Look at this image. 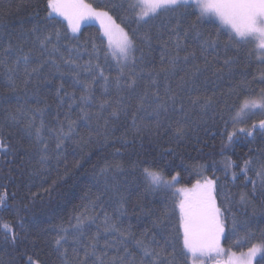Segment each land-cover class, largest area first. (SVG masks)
Instances as JSON below:
<instances>
[{"label":"trees","instance_id":"16d2710c","mask_svg":"<svg viewBox=\"0 0 264 264\" xmlns=\"http://www.w3.org/2000/svg\"><path fill=\"white\" fill-rule=\"evenodd\" d=\"M85 2L108 11L133 38L135 62L123 66L121 83L131 75L136 79L134 89H116L114 80L122 64L113 58L97 24L81 25L73 34L66 21L49 16L48 0H0V192L8 194L6 206H0V221L11 223L16 234L13 243L0 231V264H28L29 257L33 264H78L83 244L97 235V252H107L106 264H111L113 256L125 253L123 246L119 252L116 247L105 248L106 241L116 239L104 231L105 215L125 233L130 264L144 259L137 241L151 249L164 248L168 256L179 227L183 193L178 189H190L204 178L215 181L216 204L224 213L226 234L220 245L241 254L260 244L264 187L256 173L264 166V134L257 129L247 136L240 129H251L264 113L236 115L238 98L264 89L260 52L252 43H230L229 30L212 18L198 23L195 31L190 25L196 15L161 14L138 25L126 10L130 0ZM114 4L124 8H111ZM178 20L180 56L194 52L195 58L181 60L166 73L162 69L170 68L168 57L177 50L172 30ZM145 35L150 39L145 41ZM48 36L51 42L42 45ZM204 40H215L216 45L202 51ZM9 47L10 53H5ZM25 55L27 65L22 60L15 63ZM101 69L112 82L107 92ZM83 84L90 86L94 98L85 108L87 119L79 99ZM155 92L161 102L175 95L187 116L173 111L168 101V112L161 110L157 117ZM194 99H198L195 105ZM208 99L211 106L202 109ZM105 100L111 107L101 110ZM69 121L74 122V133L57 148L60 126L67 132ZM177 127L184 132L179 139ZM230 133H235L231 141ZM246 161L250 163L245 172ZM144 168L162 171L165 180L178 173L177 182L171 189L150 187ZM77 216L84 217L83 244H74L69 235L61 249H67L66 257L61 258L55 239L62 228L72 231ZM21 218L23 229L18 226ZM181 246L178 241L174 264H183ZM262 262L264 253L254 264Z\"/></svg>","mask_w":264,"mask_h":264},{"label":"snow or ice","instance_id":"6c2138e0","mask_svg":"<svg viewBox=\"0 0 264 264\" xmlns=\"http://www.w3.org/2000/svg\"><path fill=\"white\" fill-rule=\"evenodd\" d=\"M49 16L53 14L62 17L64 21H67V26L73 34L80 31L81 22L86 19H97L101 22L104 35L108 38L109 45L113 43L114 37L118 36L119 39L116 41V49L113 50L112 56L117 59L118 63H122L120 73L115 77L114 84L116 89L119 91L122 87L128 89H134L136 86V79L129 76V79L123 84L121 83L122 77L124 76L123 66H126L127 62L131 60L135 62L133 56L135 49V42L132 37L115 22L113 17L109 15L108 11L103 10L101 7H93L92 4L86 3L85 0H48L47 4ZM111 8H124V4L111 5ZM189 9L194 11L189 12ZM127 11H130L135 16V22L140 24H147L149 20L155 19L161 14H174L177 17L183 18L187 15H196V21L190 25L192 30H196L197 24L202 23L206 18L215 17L220 23L227 27L229 30V42L240 45L257 42V47L260 49L261 62H264V0H130L127 3ZM179 20L177 25L173 28V32L176 35V52L174 55L168 57L169 69H162L166 73L174 71L181 60L187 63L189 58H195V53H187L183 57L180 56V33ZM136 30H133L135 35ZM188 35L187 31L184 33ZM196 35L200 33L197 31ZM57 40H59L60 33H56ZM150 37L145 35L144 40H149ZM47 42H51V37H45L44 41H41L43 45ZM216 45L215 40H204L201 42L202 51L208 47H214ZM95 50V45H93ZM55 51V49H54ZM5 53H10V47L5 49ZM23 61L25 65L29 63V57L27 55L18 58L15 63L19 64ZM163 60V56H162ZM55 63V61H53ZM229 61H225L228 64ZM79 67V66H77ZM97 69H100V65H96ZM33 72L38 69H32ZM27 73V68H26ZM30 74V73H29ZM99 76L104 80V90L108 91L110 84L109 77L104 76L103 70L99 71ZM75 83H82L79 80L74 81ZM11 83V82H10ZM155 84V79L152 80ZM63 87V85H61ZM83 93L80 96L81 112L84 113L85 119L88 118V113L85 111L86 107L91 106L94 103V98L91 95L90 86L83 84ZM59 95V91L57 92ZM67 95V94H66ZM145 96L147 93L144 94ZM153 95L156 97V108L154 109L155 115L159 117L161 110L165 113L169 110V103L173 111H178L187 116L184 111L183 103L176 104V96L171 95L168 97V101H160L159 93L155 92ZM144 97L141 99L143 100ZM239 103L237 107V116L246 114L252 110H259L264 113V89H261L259 94L244 93L242 98H238ZM198 99L192 100V104L195 105ZM119 103V102H118ZM212 101L206 100L202 109H206L211 106ZM106 107H111L107 100L100 103V109L103 110ZM142 107V104H141ZM111 115L115 117L117 110L113 109ZM235 122V118H234ZM72 121L68 123L67 132L64 131L63 124L60 126V132L57 136V148L60 147V142L63 139H70L74 133ZM135 123V117L133 118ZM43 127V125H41ZM257 129L264 134V119L259 120L258 124L253 123L251 129L241 128L240 132L246 133L247 136H252ZM41 129H36L37 138H40ZM183 128L177 127L176 135L177 138L183 137ZM235 133H230L228 140L231 141ZM3 145L0 144V147ZM47 146L45 145V148ZM46 157H42L44 159ZM249 161L245 162V169L248 170ZM102 171H104L102 169ZM144 179L149 183L150 187L171 189L177 182L178 173L172 176L169 180H165L162 171L152 168H144ZM257 176L262 178V187H264V166L257 171ZM235 175V174H234ZM255 191V188L253 189ZM179 192L183 193V199L179 202V227L176 236L172 239L170 247L172 249L168 256H165L166 249L160 248L151 249L143 244L142 241H137L139 247L143 250V257L141 264H174L177 256V242H181L182 246L179 248V256L183 260V264H204L205 259H214L212 253L219 256L223 249L220 247V240L225 237V218L224 213L221 211L216 204V186L215 181L204 178L203 182L197 180V182L190 189H178ZM7 192H0V206H6ZM246 197L244 194L241 195V201H245ZM76 224L73 226L72 231L69 232L67 229H61L62 234L58 235L55 239L56 251L61 258L66 257L67 249L63 251V245L68 242L69 235L73 238L74 244H83L84 217H75ZM18 226L23 229L25 227L23 219L21 218ZM0 231L3 232L4 239H12L13 243L16 240V234L14 227L8 221H0ZM104 231L105 233L113 235L116 239L112 242L106 241L105 248L116 247L117 252L120 251L119 246H123L125 255H116L111 258V264H130L127 259L131 254L128 252L127 243L125 239V233L120 230L116 223H112L110 218L105 215L104 219ZM233 231H235V221H233ZM128 235H131L130 233ZM99 235L93 236L91 241L87 244H83V257L78 260V264H106L107 252H101L98 254ZM75 251V249H74ZM257 253H264V238L261 239L260 244H253L249 249L246 257L239 261V264H252V259ZM234 255V254H233ZM244 254H242L243 256ZM28 264H33L31 257H29ZM215 264H220V261L216 260ZM228 264H232L229 260ZM264 264V262H262Z\"/></svg>","mask_w":264,"mask_h":264},{"label":"rangeland","instance_id":"374dc122","mask_svg":"<svg viewBox=\"0 0 264 264\" xmlns=\"http://www.w3.org/2000/svg\"><path fill=\"white\" fill-rule=\"evenodd\" d=\"M59 17V16H58ZM60 18H62V17H60ZM210 18H212V19H214V20H216V21H218L219 23H220V21L218 20V19H216L215 17H210ZM63 19V18H62ZM67 22V21H66ZM95 23V24H97L99 27H100V29H101V31H102V34H103V36L106 38V40H107V42H108V45H109V41H108V38L104 35V32H103V29H102V27H101V22L99 21V20H97V19H94V18H92V19H86V20H84V21H82L81 22V25L83 26V25H85V24H88V23ZM221 24V23H220ZM80 25V28L82 27ZM222 25V24H221ZM224 26V25H223ZM121 27V26H120ZM224 27H226V26H224ZM122 28V27H121ZM227 28V27H226ZM78 33V32H77ZM76 34V33H75ZM119 39V37L118 36H116V37H114V39H113V43H112V45L110 46L109 45V48H110V50L113 52V50H115L116 49V41ZM257 43H258V41L257 42H253L252 44L254 45V47L256 48V50H258L259 52L261 51L260 49H258V47H257ZM123 62H121V64H122ZM260 111L259 110H252V111H249V112H247L246 114H241L240 116H237L238 118H245V117H248L249 115H251V114H254V113H259ZM220 247L223 249V252L219 255V256H216V254L215 253H212V256L214 257V259H205V261H204V263L208 260L209 262L207 263V264H214L215 263V261L218 259V258H221L222 260H224V262H225V264H228V262H229V260H231L232 261V264H239V261L240 260H243L245 257H246V255H247V253H248V251L247 252H244V253H241V254H237V253H234V252H232V251H229V250H226L222 245H220ZM234 254V255H233ZM242 254H244L243 256H242ZM263 253H257V255L252 259V264H254L255 263V261L262 255ZM214 262V263H213Z\"/></svg>","mask_w":264,"mask_h":264}]
</instances>
